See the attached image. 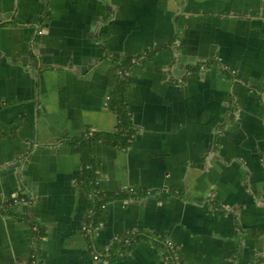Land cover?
Masks as SVG:
<instances>
[{
	"label": "crops",
	"instance_id": "obj_1",
	"mask_svg": "<svg viewBox=\"0 0 264 264\" xmlns=\"http://www.w3.org/2000/svg\"><path fill=\"white\" fill-rule=\"evenodd\" d=\"M137 57L133 143L92 152L100 192L145 195L91 237L71 142L116 132L107 100ZM32 221L42 264H167V238L185 264H264V0H0V264L31 259Z\"/></svg>",
	"mask_w": 264,
	"mask_h": 264
},
{
	"label": "trees",
	"instance_id": "obj_2",
	"mask_svg": "<svg viewBox=\"0 0 264 264\" xmlns=\"http://www.w3.org/2000/svg\"><path fill=\"white\" fill-rule=\"evenodd\" d=\"M157 50L154 51L156 53ZM137 58L128 60L125 63H120L118 66L119 81L114 91L109 97L107 107L112 110L118 118V127L114 133H99L96 131H87L82 137L74 139L71 144L74 146L76 153L81 155L82 164L79 171V182L84 191L95 201L96 207L94 212L86 219L85 227L91 230L89 236H93L96 229L101 227L107 219L106 207L109 203L114 201H125L130 199L142 198L144 193L134 189L132 193L129 190L123 191L118 194H105L100 192L99 189V166L95 161V157L92 152V144L94 142H101L110 147L125 150L128 149L135 138L136 131L133 126L132 117L128 105L124 102L123 97L128 88L127 73H131L133 66L137 62ZM11 202L4 207L3 213L8 216L12 208ZM33 231L34 238V250H32V257L28 263H32V259L40 260V247L42 241L46 237L45 232L36 222H30ZM146 238L141 234L134 233L121 241L118 245L121 248V252L131 250L134 248L137 242ZM156 245L165 251L167 264H173L170 259V253L165 245V240H159ZM42 263V262H41Z\"/></svg>",
	"mask_w": 264,
	"mask_h": 264
},
{
	"label": "built area",
	"instance_id": "obj_3",
	"mask_svg": "<svg viewBox=\"0 0 264 264\" xmlns=\"http://www.w3.org/2000/svg\"><path fill=\"white\" fill-rule=\"evenodd\" d=\"M40 34H42L40 32ZM127 75H129V73H127ZM130 192L134 193L135 190L134 189H129ZM12 206L16 205V204H19V203H25L27 202V199L26 198H21L19 196H14L13 199L10 201ZM84 230L87 232V233H91V230L87 227L84 226ZM165 245L168 249V252L170 253V259L171 261L173 262V264H185L183 261H182V258H181V253H180V247L175 244L171 239L167 238L165 240ZM32 263H23V264H42L40 260H35V259H32ZM95 260H99V256H96L95 257Z\"/></svg>",
	"mask_w": 264,
	"mask_h": 264
},
{
	"label": "flooded vegetation",
	"instance_id": "obj_4",
	"mask_svg": "<svg viewBox=\"0 0 264 264\" xmlns=\"http://www.w3.org/2000/svg\"><path fill=\"white\" fill-rule=\"evenodd\" d=\"M40 32L43 34V30L40 31ZM42 34H41V35H42ZM136 63H137V62H136ZM201 69L204 70V69H206V67H205V66H202ZM130 75H131V73L129 74V77H130ZM108 101H109V98H108V100H107V103H108Z\"/></svg>",
	"mask_w": 264,
	"mask_h": 264
}]
</instances>
